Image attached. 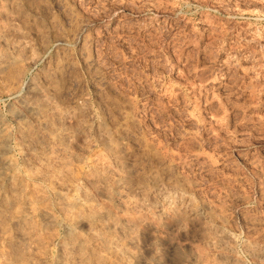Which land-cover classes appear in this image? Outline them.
<instances>
[{
	"label": "rangeland",
	"instance_id": "obj_1",
	"mask_svg": "<svg viewBox=\"0 0 264 264\" xmlns=\"http://www.w3.org/2000/svg\"><path fill=\"white\" fill-rule=\"evenodd\" d=\"M0 264H264V0H0Z\"/></svg>",
	"mask_w": 264,
	"mask_h": 264
}]
</instances>
